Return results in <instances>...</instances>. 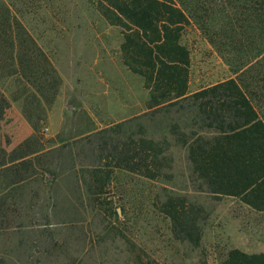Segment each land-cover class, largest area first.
Here are the masks:
<instances>
[{"label": "rangeland", "instance_id": "374dc122", "mask_svg": "<svg viewBox=\"0 0 264 264\" xmlns=\"http://www.w3.org/2000/svg\"><path fill=\"white\" fill-rule=\"evenodd\" d=\"M0 4L61 79L58 95L45 107L41 139L22 115L23 96L9 98L16 92L11 79L0 81L10 102L0 121L4 149L19 155L42 143L47 154L41 166L54 175L39 174L13 195L20 217L15 228L0 232V264H225L231 250L264 254V182L244 195L214 193L210 166H194L169 131L182 115L174 108L151 123L144 118L131 123L148 112L149 93L144 78L124 63L125 31L105 19L98 0ZM180 43L189 54L188 93L237 79L210 35L192 21L184 26ZM250 89L259 94L254 85ZM259 112L264 114V99ZM189 118L184 122L191 124ZM140 123L166 148L168 168L160 179L115 168L107 157L127 143ZM93 163L110 166L95 174L96 183L90 173L80 172ZM77 175L85 180L81 189ZM174 204L196 218L198 244L175 239Z\"/></svg>", "mask_w": 264, "mask_h": 264}, {"label": "trees", "instance_id": "16d2710c", "mask_svg": "<svg viewBox=\"0 0 264 264\" xmlns=\"http://www.w3.org/2000/svg\"><path fill=\"white\" fill-rule=\"evenodd\" d=\"M98 10L111 25L125 31L124 63L144 78L149 93L148 112L131 123L143 118L151 123L176 109L175 113L182 115L176 122L173 119L169 131L176 143L187 149L194 166H210L212 191L239 196L250 189L253 193V187L264 182V114L259 112L264 99V0H98ZM190 21L210 35V43L237 79L188 93L189 54L180 38ZM9 79L16 89L9 98L23 96L22 115L34 136L41 139V130L46 128L45 107L58 95L61 79L28 33L0 4V81ZM9 107V99L0 90V121ZM187 117L191 124L184 122ZM181 129H189V135ZM165 152L140 123L127 143L107 157L115 161V168L124 167L155 180L168 168ZM45 154L39 143L38 148L16 155L15 149H4L0 138V232L15 228L20 217L13 196L17 190L39 174L54 176L41 166L40 158ZM109 167L93 163L80 172L90 173L96 183L95 174ZM76 179L81 189L85 180L78 175ZM173 207L170 220L175 239L198 244L201 232L196 218L189 217L182 206ZM226 258L225 264H260L264 254L231 250Z\"/></svg>", "mask_w": 264, "mask_h": 264}]
</instances>
